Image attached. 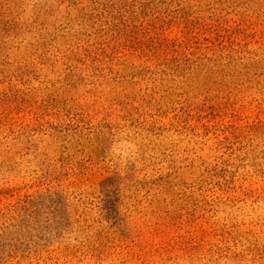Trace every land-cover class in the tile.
I'll return each mask as SVG.
<instances>
[{
    "label": "rangeland",
    "instance_id": "1",
    "mask_svg": "<svg viewBox=\"0 0 264 264\" xmlns=\"http://www.w3.org/2000/svg\"><path fill=\"white\" fill-rule=\"evenodd\" d=\"M0 264H264V0H0Z\"/></svg>",
    "mask_w": 264,
    "mask_h": 264
}]
</instances>
